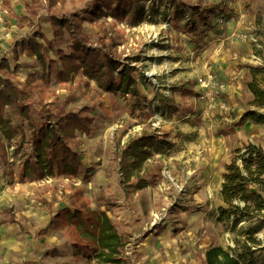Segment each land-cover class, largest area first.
<instances>
[{"label":"rangeland","instance_id":"1","mask_svg":"<svg viewBox=\"0 0 264 264\" xmlns=\"http://www.w3.org/2000/svg\"><path fill=\"white\" fill-rule=\"evenodd\" d=\"M94 2L106 13L95 22H84V32L92 43L104 40L120 64L134 67L137 88L145 98L142 110L132 97L104 92L93 81L87 86L80 76L56 82L47 74V64L28 52L17 61L12 58L15 42L39 31L49 58L55 59V49L69 43L61 28L60 38L53 40L50 16H88ZM119 3L58 0L48 9L45 0H0V59L8 58L11 77L27 90L29 102L54 106L61 100L64 111L88 106L92 118L89 133L76 131L74 139L83 178L20 182L21 159L31 149L27 151L18 136L10 143L1 138L17 154L11 158L10 150L0 153V264H104L99 252L77 251L63 232L35 239L50 214L69 206L73 189L82 190L89 206L106 212L115 225L124 243L120 264H155L149 262L155 258L157 264H205L207 251L216 247L227 251L234 248L235 238L244 237L237 234L245 223L231 231L230 224L216 221L218 192L226 164L234 160L239 164L249 144L264 148L263 125L246 120L234 126L248 108L264 113V108L250 105L253 97L247 88L252 79L264 87V12L257 11L254 0H135L133 8H143L144 13L134 25L133 13ZM182 9L184 19H176L174 13ZM201 11L206 23L198 17ZM193 25L195 32L190 31ZM16 64L18 69L12 72ZM165 98L173 108L156 111ZM5 115L17 125L12 110L5 108ZM143 132L167 133L172 146L141 162L126 179L119 153ZM165 212L166 220L153 219ZM12 219L22 231L9 225ZM164 227L184 243L178 248L185 245L177 263L169 258L172 244L154 242L162 238ZM153 229V238H146ZM256 237L264 243V227Z\"/></svg>","mask_w":264,"mask_h":264},{"label":"trees","instance_id":"2","mask_svg":"<svg viewBox=\"0 0 264 264\" xmlns=\"http://www.w3.org/2000/svg\"><path fill=\"white\" fill-rule=\"evenodd\" d=\"M45 1L48 9H53L58 2V0ZM120 1L118 7L123 6L126 11L133 13L135 18L132 24L136 25L142 20L144 10L140 8L136 11L133 8L135 0ZM185 12L184 9L178 14L175 12V18L184 19ZM196 12H199L198 8ZM88 13V16L76 13L50 16L53 40L60 38L59 29L61 28L66 31L69 43L65 49H55V59L49 58L48 46L39 40L42 37L39 31L15 42L12 58L17 61L21 53L28 52L36 56L37 60L47 64V74L53 75L56 82H68L80 76L85 79L87 86L89 81H93L95 86L104 92L132 97L135 99L134 106L142 110L145 98L137 88V79L133 74L134 67L129 64H120V61L107 49L104 40L99 39L97 43H92L84 32V22L92 23L104 16L106 12L103 6L94 2ZM198 17L206 23L207 16L202 11L198 13ZM15 19L18 24H21L20 18ZM188 23L184 24L185 31L189 26ZM21 26L23 27L22 24ZM190 31L195 32L196 27L191 26ZM48 45H52V41L48 42ZM9 69L8 58L2 57L0 59V153L5 155V149L9 147H5L1 138L10 143L14 136H18L20 142L25 143L27 151L31 149V151H25L22 159L20 158L19 181L33 182L59 177L83 178L85 170L74 139L76 131L83 134L89 133L92 118L87 113L90 112V108L83 106L76 111H64L65 102L61 100L56 101L54 106L39 104L35 107L27 99V90L12 79ZM16 69H18L17 64L12 72H16ZM140 79L142 80L141 77ZM247 88L253 97L250 105L264 108V87L252 79L247 84ZM182 95H187V92L183 91ZM173 106L174 104L165 98L161 99L160 106H155V109L161 111ZM5 108L12 110L17 118V125H14L5 115ZM246 120H250L252 124L264 126V113L248 108L234 126L240 127ZM171 146L167 133L143 132L140 136L128 140L119 153L121 173L129 179L130 170H138L141 162ZM15 154H17L16 148L12 156ZM142 187L144 184L138 186V188ZM218 196L224 206L218 208L216 221L230 224L231 231L245 223V227L238 228L237 234L244 237L235 238L234 248H228L227 251L222 250L221 247L207 251L205 264H264V256L261 255L264 251V243L256 237L264 227L263 147L249 144L245 146L239 164L234 160L224 166ZM48 231H62L77 251L99 252L96 255L104 264H120L123 238L119 236L115 225L105 212L89 206L80 189H73L69 206L52 213L48 225L39 230L37 235H45Z\"/></svg>","mask_w":264,"mask_h":264},{"label":"crops","instance_id":"3","mask_svg":"<svg viewBox=\"0 0 264 264\" xmlns=\"http://www.w3.org/2000/svg\"><path fill=\"white\" fill-rule=\"evenodd\" d=\"M254 3H255V6L257 7V11H260L261 13L262 12H264V2L263 1H255L254 0ZM258 15H260V14H258ZM14 149H15V147L13 146V145H10L8 148H7V150L9 151L10 150V153H9V155H11V158H13V156H12V154H13V151H14ZM223 174V172L221 173V175ZM222 177V176H221ZM2 184H1V182H0V186H1ZM143 188V187H142ZM142 188H139V189H142ZM219 190H220V188H219ZM219 193V192H218ZM219 197V196H218ZM217 205V204H216ZM218 205H219V207H223L224 206V203L220 200V199H218ZM215 207H217V206H215ZM150 210H154L153 209V207H150ZM106 213V212H105ZM109 214V216H111V214L110 213H108ZM154 214V213H153ZM107 215V214H106ZM161 217L162 219L161 220H166L167 219V215H166V212L165 213H157V214H154V218L153 219H157L158 217ZM49 217H51V214L49 215ZM110 219V218H109ZM49 220H50V218H48L47 219V221L45 222V224L40 228V229H38L37 230V232H36V234H35V239H41V238H45L46 236H48L49 234H54V233H60V232H53V231H48L45 235H42V236H38L37 235V233H38V231L39 230H41V229H43V228H45L47 225H48V223H49ZM9 225H16L19 229H20V231H22L23 230V228H22V226L21 225H19L17 222H15V220H10L9 222ZM165 224H166V222H165ZM143 225H144V223H143ZM153 225V224H152ZM142 229H143V226H142ZM160 230H162L161 231V233H162V238L160 239V240H155L154 242L156 243V242H158V245H160V246H164V247H170L171 246V244H172V246L170 247V248H172V250L170 249L169 250V258H170V260L171 261H177L178 259H179V257H181L182 256V250L184 249V247H185V245H183L182 247H183V249H180V248H178L179 247V245H182V244H184V243H182L179 239H175L174 237H171V236H169L170 235V232H169V228L167 229L166 227H164V228H160ZM62 232V231H61ZM153 233H156V230H154L153 229V231H152V234H150L148 237H146V238H153ZM152 240V239H151ZM155 243H154V245H155ZM142 245H144V244H142ZM145 245H147L146 243H145ZM173 248H175V249H173ZM165 252V251H164ZM164 252H163V254H164ZM82 253H85L84 251H82ZM162 253V252H161ZM52 254H54V252L52 253ZM165 256H166V254H165ZM149 258H151V257H149ZM78 259V258H77ZM77 259H76V263H77ZM151 261H153L155 264H157L159 261L155 258V259H151L149 262H151ZM177 263V262H176Z\"/></svg>","mask_w":264,"mask_h":264},{"label":"water","instance_id":"4","mask_svg":"<svg viewBox=\"0 0 264 264\" xmlns=\"http://www.w3.org/2000/svg\"><path fill=\"white\" fill-rule=\"evenodd\" d=\"M255 1H264V0H255Z\"/></svg>","mask_w":264,"mask_h":264},{"label":"bare ground","instance_id":"5","mask_svg":"<svg viewBox=\"0 0 264 264\" xmlns=\"http://www.w3.org/2000/svg\"><path fill=\"white\" fill-rule=\"evenodd\" d=\"M144 27H146V25H143Z\"/></svg>","mask_w":264,"mask_h":264}]
</instances>
